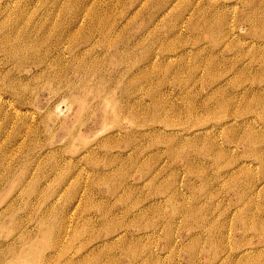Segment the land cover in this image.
<instances>
[{"label":"rangeland","instance_id":"rangeland-1","mask_svg":"<svg viewBox=\"0 0 264 264\" xmlns=\"http://www.w3.org/2000/svg\"><path fill=\"white\" fill-rule=\"evenodd\" d=\"M0 264H264V0H0Z\"/></svg>","mask_w":264,"mask_h":264}]
</instances>
